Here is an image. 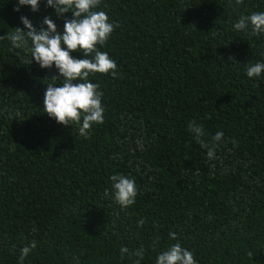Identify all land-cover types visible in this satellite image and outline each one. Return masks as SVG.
Masks as SVG:
<instances>
[{
    "label": "trees",
    "instance_id": "1",
    "mask_svg": "<svg viewBox=\"0 0 264 264\" xmlns=\"http://www.w3.org/2000/svg\"><path fill=\"white\" fill-rule=\"evenodd\" d=\"M17 3L0 0V36L23 28L21 16L37 28L50 17L60 33L72 19L46 0L35 12ZM95 10L115 25L98 47L118 75L89 77L104 123L87 138L43 112L47 84L63 83L55 65L0 40V264H19L32 241L23 264H134L122 247L156 264L175 243L197 264H264V73L247 76L264 63V34L233 28L264 0H101ZM192 121L209 146L223 132L216 159ZM114 174L138 189L127 209L113 199Z\"/></svg>",
    "mask_w": 264,
    "mask_h": 264
},
{
    "label": "clouds",
    "instance_id": "2",
    "mask_svg": "<svg viewBox=\"0 0 264 264\" xmlns=\"http://www.w3.org/2000/svg\"><path fill=\"white\" fill-rule=\"evenodd\" d=\"M39 3L40 0H18L14 10L19 12L21 5H28L35 12L39 9ZM100 3L101 0H46V5L54 9L58 17L72 13V19H65L63 33L57 30L56 23L50 17L46 16L37 28L30 19L21 16L23 28L16 27L6 36H0V40L10 41L13 49L24 48L30 44V63L34 59L44 69H51L55 65L63 83L57 86L55 80L61 79L53 77V82L47 84L43 112L61 125L76 126L79 136L85 138L89 136L93 125L104 123V107L101 102L103 92L99 91L98 84L89 81V77L96 73H110L113 77L118 75L115 61L98 47L106 44L115 27L104 11L95 10ZM242 3L243 0H235L236 6ZM233 28L250 36L264 34V12L240 16ZM62 45H66V48ZM78 49L83 54L81 59L70 55ZM262 73L264 63L257 62L247 67L249 78L259 79ZM73 81L78 83L74 84ZM15 115L18 117L21 114L17 112ZM188 128L194 139L201 142V137L205 134L203 126L192 121ZM222 138L223 132L218 131L212 138L211 146L201 142V146L207 149L209 160L216 159V142ZM110 179L115 203L121 209L133 205L138 194L135 181L121 174H114ZM108 194V190H105V195ZM170 237L176 239V233H170ZM36 246V241H32L30 246L21 249L19 264H23ZM120 252L122 258L125 254L130 258L136 257L134 264H140L144 258L143 248L130 251L127 247H122ZM248 255L252 256V253L249 252ZM156 264H197V261L193 252L183 248L180 243H175L157 255Z\"/></svg>",
    "mask_w": 264,
    "mask_h": 264
}]
</instances>
